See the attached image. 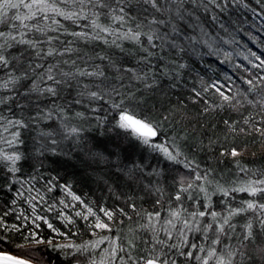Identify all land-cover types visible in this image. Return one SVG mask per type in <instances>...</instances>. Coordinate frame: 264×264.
Returning a JSON list of instances; mask_svg holds the SVG:
<instances>
[{"label":"trees","instance_id":"trees-1","mask_svg":"<svg viewBox=\"0 0 264 264\" xmlns=\"http://www.w3.org/2000/svg\"><path fill=\"white\" fill-rule=\"evenodd\" d=\"M47 2L65 12L80 8L78 0ZM157 7L159 12L134 0L130 13L134 21L121 27L112 23L107 10L99 21L120 32L136 24L143 26V32L155 29L160 37L154 41L155 48L144 36L139 43L117 40L120 47L112 44L115 35L104 34L108 43L93 39L96 31L91 16L69 20L47 12L26 21L29 26L46 27V32H26L25 39L44 41L45 51L50 46L73 50L62 56L34 59V63L43 64L41 69L30 72L12 90L0 88V100L11 97L0 103V252L31 258L35 264H117L109 250L114 244L126 247L133 237L138 245L135 254H148L143 240L150 232L140 227L147 222L148 213H160L159 220L153 221L160 228L170 227L165 221L171 218V211L186 210L180 220L173 221L172 243H179L182 219L193 211H205L207 206L226 215L229 208H239L248 200L264 203L259 195L232 191L249 181L264 179V136L251 131L252 124L264 127V112L258 104L247 102L264 98V67H258L264 60V0H157ZM90 11L86 9V14ZM17 13L26 15L28 10H9L10 16ZM153 18L158 23L150 29L147 21ZM13 23L19 24L8 20L0 24V31L8 32ZM82 31L88 34L87 39L71 35ZM49 36L59 40L49 45ZM25 47L14 45L8 52L16 56ZM144 48L153 53L147 64L143 61L147 55ZM85 55L92 58L87 65ZM99 56L107 59L100 60ZM72 61L89 70L92 64L100 65L104 76L81 77L79 87L72 81L70 88L59 90L57 98L31 91L33 79L38 87L45 86L39 77L49 66L58 64L56 72L74 71ZM126 68L147 72L149 83L153 78L158 83L151 89L135 80L130 84L132 73L125 72ZM3 78L6 74L0 71ZM112 88L122 95L115 97ZM217 88L232 97V102H225ZM101 90L102 99H90L88 93ZM109 94L113 99H125V107L133 115L156 126L157 135L148 144L130 129L118 126L119 112L111 108ZM130 94L132 98L126 99ZM38 111L42 115L33 119ZM245 118L252 124L245 126ZM16 119H23L28 126L20 129L13 141L16 129L8 121ZM225 121L246 127L248 132L231 133ZM71 128L79 129L78 133L71 134ZM233 147L238 152L236 157L231 155ZM164 148L176 159L170 160ZM13 153L20 156L15 165L2 159L4 154ZM189 184L193 187L181 192L177 201V193ZM219 188L228 190L229 195ZM101 209L111 212V219ZM97 217L109 228L94 227ZM198 219L202 225L212 222L210 215ZM249 220L256 221L251 210L233 217L237 234ZM254 231L259 232L258 223ZM186 235L182 250L195 255L191 259L175 257L177 264H201L195 256H205L206 251L191 245L207 250L215 239L214 231L207 234V240L203 231L195 229ZM160 236L166 238L164 232ZM97 241L102 242L92 247ZM236 243L223 239V244ZM257 244L264 246V238ZM236 260L237 264H247L239 257ZM254 264L261 262L256 259Z\"/></svg>","mask_w":264,"mask_h":264},{"label":"snow or ice","instance_id":"snow-or-ice-1","mask_svg":"<svg viewBox=\"0 0 264 264\" xmlns=\"http://www.w3.org/2000/svg\"><path fill=\"white\" fill-rule=\"evenodd\" d=\"M113 2L115 3V6H113ZM78 3L80 4L78 11L65 12L63 9L49 4L47 0H31L30 3L25 2V0H0V24L6 23L8 20L19 22L18 25L15 23L11 24L10 30L8 32L0 31V41H2L0 42V71L5 72L6 74V78L0 79V88L12 90L21 80L27 79L30 72L35 73L37 69H41L43 64L34 63V59L62 56L65 52L73 50L70 47L64 48L63 50H58L57 48L50 46L45 51L42 47V44L45 43L44 41L37 39H25L26 32H38L42 34L46 32V27H41L38 24L29 26L26 23V21L34 19L41 13L53 12L56 15L62 16L69 20H78L81 18V16H84V18L91 16V26L96 31V35L92 38L103 39L104 43H108V40L104 34L115 35L116 39L112 40V44L116 47H120V45L117 43V40L129 39L139 43L142 36L146 37L148 45L151 48L156 47L154 41L160 39V37L156 34L155 29H151L153 24L158 23L155 18L147 21V25L151 29L148 32H143L141 30L143 26L140 24H136L134 28L129 27L126 32H120L119 30L113 29L111 24L103 25L99 22L100 17L104 14V10H107V15L112 23H118L121 27H123L130 20L134 21L135 17L130 15L133 10L134 0H78ZM135 3L150 5L156 11H160V9L157 7V0H135ZM73 6L75 7V4ZM21 7L28 10L26 15H21L19 13L12 16L9 15V10H18ZM86 9H91L92 11L86 14ZM143 11L146 12L147 8L143 9ZM44 19L47 20L48 17L45 15ZM53 23H58V21L54 20ZM159 23H163V21H159ZM14 32L16 34H13ZM71 35L75 37H84L85 39L88 38V34L83 31L73 32ZM54 39L58 41L59 37L53 38L49 36L47 43L51 45ZM68 43L71 44L72 42L69 41ZM14 45H26L27 47L23 48L22 50H18V55L12 56V54L8 52V49L13 48ZM33 51L35 52L34 57L32 55ZM143 51L147 53V55L143 57V61L147 64L148 57H151L153 53L147 48H144ZM90 59L92 58L85 55L83 61L87 65ZM99 59L105 60L107 57L99 56ZM257 59L260 60V57H257ZM64 63L67 64L69 62L64 61ZM71 64L75 70L68 72L54 71V69L58 67V64L49 66L39 77V80L44 83L45 86L38 87L36 80L33 79L31 91L39 92L40 94L47 93L51 97L57 98L59 90L70 88L72 81H75L76 86L79 87L81 77L104 76V70L100 65L92 64L90 66L91 70H89L88 67L79 68L76 65V61H72ZM180 67L184 66L180 65ZM258 67H264V60H260V65H258ZM124 71L132 73V76L128 78L130 84L132 80H135L141 83L145 89H151L158 83L155 78H153L151 83H149V73L147 72L141 74L140 72H137L135 69L131 68H126ZM17 73H19V75H17ZM248 83L251 84L252 81H248ZM172 86L174 87L175 85ZM88 87L89 85H84V88ZM121 87H123V84H121ZM216 90L225 102H232V97L225 95L222 91H220L219 88ZM111 93L117 98L122 95V93L118 92L116 88H112ZM81 95H83V93H81ZM88 95L90 99L103 98L102 90L92 91L88 93ZM196 96H200V93H196ZM131 98V94L126 97V99ZM8 99H11V97L0 100V103H6ZM109 99L111 100V108L119 112L118 126L120 128L130 129L139 138H141L145 144H148L150 139L157 135V128L152 122H149L146 119L138 118L136 115L132 114L129 108L125 107V99H113L111 94H109ZM79 102L80 101L77 100V103ZM247 102L249 104H258L260 111L264 112V98H261L259 101L248 100ZM236 103L239 104L240 102L236 101ZM207 110L208 109L206 108L205 111ZM41 115L42 112L38 111L37 116L33 119H37ZM0 119L3 118L0 117ZM224 123L228 126L231 133L245 134L248 132L246 127L234 126L233 124H229L228 121H225ZM243 123L245 126H247L252 124V121L249 118H245ZM8 124L16 129L12 133L13 141L18 139L20 135L19 130L28 126L23 119L8 121ZM7 130L8 129L5 128V131ZM69 131L71 134H75L78 133L79 129L71 128ZM251 131L264 136V127H259L255 124H252ZM9 143H12V141H9ZM53 143L56 142L53 141ZM155 147L161 148L160 145H155ZM162 150L166 153L170 160L176 159V157L168 152L166 148ZM231 155L233 157L238 155L235 147L232 148ZM2 159L11 161V163L15 165L16 161L20 159V156L16 153L11 155L4 154ZM11 170L15 171L16 169L12 168ZM241 171L245 170L241 169ZM196 179L199 180L201 177L198 175ZM192 187L193 185L189 184L188 188H181L175 199L179 201L181 199V192L188 191V189ZM218 190L223 192L225 196L229 195V191L226 189L219 188ZM49 191H51V189H49ZM201 191H205V189L202 187ZM232 191L248 192L253 197L259 195L262 199H264V179L249 181L247 182L246 186L233 189ZM74 199L78 200L80 198L74 197ZM13 203H15V201H13ZM157 203H160V201H157ZM205 208V211L197 210L191 212L189 217L184 219L183 228L179 230L181 237L179 243H172L174 239L173 229L176 227L173 221L180 220L182 212L186 210L181 209L171 211V218L165 221V224L169 225L170 227L161 226L160 228H157L153 223L154 220H159L160 213H148L147 222L140 225L142 229L150 232V237L143 240V243L148 246L146 249L148 254L139 256L135 254V251L138 250V245L137 238L133 237L127 241L126 247L116 246L115 244L113 245V247L109 250L111 260L116 261L117 264H177V259L175 257H186L191 259L195 254L192 251H186L182 249L184 244L187 243L186 233L195 229L196 231H203L205 233V240L209 238L207 234L210 231H214L215 234V239L211 240V246L207 250L202 245H191L193 249L199 247L201 252L206 251L205 256H195L198 261H201V264H237V257H239L242 262L247 261V264H254L256 259H259L261 264H264V246L257 244L258 240L264 238V203H259L255 200H248L245 201L239 208H229L226 215H221L220 213L211 211L207 208V206H205ZM249 210L256 214V221L249 220L243 225L242 232L237 234V225L232 223L233 217L242 213H246ZM88 211L90 214H93L90 208ZM101 211L104 212L105 216L111 219V212H108L104 209H101ZM77 215H80V213H77ZM208 215L212 217V222L202 225L198 218H206ZM37 219H41V217H37ZM45 222L47 223V221ZM255 223H258L259 225V232L254 231ZM48 227L52 228V225L49 224ZM94 227L99 229H107L109 228V225L101 222L99 217H97ZM161 232H164L166 238H161ZM225 238L228 240H236L237 243L235 245L223 244V239ZM38 242L39 241H37V243ZM101 242L102 241H97L92 245V247H97ZM221 244H223L222 248L217 247ZM253 245H255L254 248L252 247ZM55 247L70 248L72 245H55ZM173 252L175 253V256L173 255ZM0 261H2L3 264H32L31 258L25 259L21 256H9L6 253L0 254Z\"/></svg>","mask_w":264,"mask_h":264},{"label":"water","instance_id":"water-1","mask_svg":"<svg viewBox=\"0 0 264 264\" xmlns=\"http://www.w3.org/2000/svg\"><path fill=\"white\" fill-rule=\"evenodd\" d=\"M141 119V118H140ZM155 137V136H154ZM153 138V137H152ZM3 253H6L7 255H9V256H16V255H13V254H11V253H7V252H0V254H3ZM0 264H3V262L2 261H0ZM32 264H35V263H33L32 262Z\"/></svg>","mask_w":264,"mask_h":264},{"label":"rangeland","instance_id":"rangeland-1","mask_svg":"<svg viewBox=\"0 0 264 264\" xmlns=\"http://www.w3.org/2000/svg\"><path fill=\"white\" fill-rule=\"evenodd\" d=\"M188 218V217H187ZM183 221H184V219H182ZM180 227H181V225H180ZM181 228H183V224H182V227Z\"/></svg>","mask_w":264,"mask_h":264}]
</instances>
